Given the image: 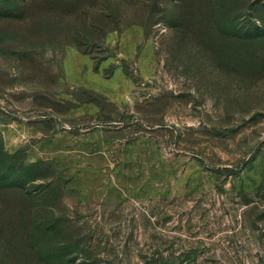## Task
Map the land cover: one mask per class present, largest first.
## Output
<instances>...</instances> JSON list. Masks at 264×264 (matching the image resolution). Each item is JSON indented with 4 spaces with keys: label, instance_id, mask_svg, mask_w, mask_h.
<instances>
[{
    "label": "rangeland",
    "instance_id": "1",
    "mask_svg": "<svg viewBox=\"0 0 264 264\" xmlns=\"http://www.w3.org/2000/svg\"><path fill=\"white\" fill-rule=\"evenodd\" d=\"M0 264H264V0H0Z\"/></svg>",
    "mask_w": 264,
    "mask_h": 264
},
{
    "label": "trees",
    "instance_id": "2",
    "mask_svg": "<svg viewBox=\"0 0 264 264\" xmlns=\"http://www.w3.org/2000/svg\"><path fill=\"white\" fill-rule=\"evenodd\" d=\"M5 189V188H4ZM2 189V190H4ZM22 192V197L24 198V201L26 203H28L29 201H31L32 199H34L35 197H33V195L30 193V192H27V191H21ZM25 203V204H26Z\"/></svg>",
    "mask_w": 264,
    "mask_h": 264
}]
</instances>
